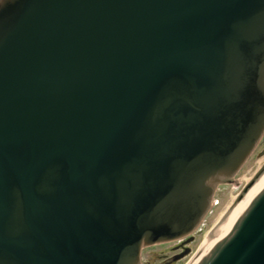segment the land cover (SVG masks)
I'll list each match as a JSON object with an SVG mask.
<instances>
[{
	"label": "water",
	"instance_id": "1",
	"mask_svg": "<svg viewBox=\"0 0 264 264\" xmlns=\"http://www.w3.org/2000/svg\"><path fill=\"white\" fill-rule=\"evenodd\" d=\"M263 136L264 0L0 3V264L194 240ZM263 174L199 264H264Z\"/></svg>",
	"mask_w": 264,
	"mask_h": 264
},
{
	"label": "rangeland",
	"instance_id": "2",
	"mask_svg": "<svg viewBox=\"0 0 264 264\" xmlns=\"http://www.w3.org/2000/svg\"><path fill=\"white\" fill-rule=\"evenodd\" d=\"M264 153V139L260 141L256 150L243 166V168L239 171V173L234 178L232 184L220 185L214 195L215 205L210 209L209 213L203 220L199 229L193 234L192 238H195L189 245L191 249V253L180 262L176 264H189L193 258V256L201 249V247L205 244L209 234L213 231L215 226L217 225L219 218L222 214H225V211H230L232 206H236L238 204L237 200L244 191L245 187L249 185L253 177L230 201L232 192L235 188V183H237L238 179H241L257 162L260 156ZM236 179V180H235ZM230 201V203H229ZM229 203V204H228ZM228 204V206H227ZM227 208L225 209V207ZM225 209V210H224ZM184 240H177L168 243H161L151 247H146L142 251L141 255V263L142 264H161L164 262V259L168 257H172L176 252L175 250H170L171 248L181 244Z\"/></svg>",
	"mask_w": 264,
	"mask_h": 264
},
{
	"label": "bare ground",
	"instance_id": "3",
	"mask_svg": "<svg viewBox=\"0 0 264 264\" xmlns=\"http://www.w3.org/2000/svg\"><path fill=\"white\" fill-rule=\"evenodd\" d=\"M264 185V174L259 178V180L256 182V184L252 187L251 190ZM250 190V191H251ZM249 191V192H250ZM237 206V205H236ZM236 206H232L230 211H225V214H222L219 218V221L213 231L209 234V237L207 238L205 244L201 247V249L193 256L191 262L189 264H199L201 259L203 258L204 254L208 250L209 246L212 244V242L215 240L218 233L221 231V229L224 227V225L227 223L228 219L230 218L231 214L235 210Z\"/></svg>",
	"mask_w": 264,
	"mask_h": 264
},
{
	"label": "flooded vegetation",
	"instance_id": "4",
	"mask_svg": "<svg viewBox=\"0 0 264 264\" xmlns=\"http://www.w3.org/2000/svg\"><path fill=\"white\" fill-rule=\"evenodd\" d=\"M263 139H264V136H263L262 140ZM190 239H191V237L182 239L184 241H182L180 245H178L177 247L174 248L176 253L172 257H168V258L164 259L165 264H176V263L180 262L182 259L186 258L188 256V254L190 253V250H191L189 248V245L193 241Z\"/></svg>",
	"mask_w": 264,
	"mask_h": 264
},
{
	"label": "snow or ice",
	"instance_id": "5",
	"mask_svg": "<svg viewBox=\"0 0 264 264\" xmlns=\"http://www.w3.org/2000/svg\"><path fill=\"white\" fill-rule=\"evenodd\" d=\"M0 3H3V0H0Z\"/></svg>",
	"mask_w": 264,
	"mask_h": 264
}]
</instances>
